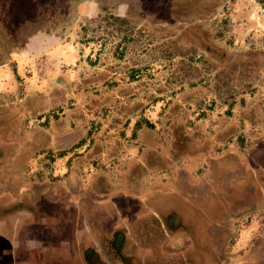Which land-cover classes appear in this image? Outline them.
<instances>
[{
	"label": "rangeland",
	"instance_id": "1",
	"mask_svg": "<svg viewBox=\"0 0 264 264\" xmlns=\"http://www.w3.org/2000/svg\"><path fill=\"white\" fill-rule=\"evenodd\" d=\"M84 1L0 0V205L66 179L97 201L129 196L120 206L132 211L157 193L226 205L238 193L239 214L181 216L188 233L172 239L175 219L145 229L142 257H122L264 264V0H92V18L78 11ZM42 48H61L66 62L50 68ZM155 210L163 224L187 213ZM251 246L256 257H238Z\"/></svg>",
	"mask_w": 264,
	"mask_h": 264
},
{
	"label": "crops",
	"instance_id": "2",
	"mask_svg": "<svg viewBox=\"0 0 264 264\" xmlns=\"http://www.w3.org/2000/svg\"><path fill=\"white\" fill-rule=\"evenodd\" d=\"M78 11L81 17L92 18L97 16L98 6L96 2L87 0L78 4ZM42 49L44 52H40V54L41 56L46 54L44 60L53 66H49L50 68L58 69V66L62 67V63L59 62H66V54L61 48ZM69 59L70 57L67 60ZM74 59L76 58L73 56ZM64 64L67 65V63ZM42 66H46L47 70L48 64H42ZM81 192L74 181L71 183V179H66L61 183H38L34 186H27L24 191L21 189L10 192L14 201L5 207L0 205V210L5 213L4 216H0V243L5 249L3 252L10 256L0 264H127L128 260L122 257L121 250H128L129 257L134 259L142 257L140 243L151 234L150 232L143 233V231L154 228V226L150 227L151 220L147 219L146 222L140 219L143 220L147 215L151 219L150 215L158 211L155 208L170 207L173 204L175 208L180 205L181 209V205H183L186 209L187 213L184 215L176 210V223L173 225L174 228L169 229L168 239L177 235L175 229L180 230L181 234H184L182 231L187 232L185 229L187 224H178L177 218L182 216L186 222H194V218L191 217L195 214L192 205L194 199L185 198L183 200L178 195H175L176 197L173 199L172 196L167 198L157 193L151 197H139L136 200L137 209L131 211L128 209L129 207L125 208L118 203L119 199L131 200L129 196L113 195L109 191L107 200L97 201V199L91 198L87 194L83 195ZM208 196L209 194L205 198L207 199ZM233 196H238V193H233ZM151 198L154 200L152 201ZM141 199L143 200L141 201ZM202 199L205 202L203 197ZM178 200L181 202L179 203ZM151 202H156L159 207L153 206ZM203 207L206 210L207 207L205 208V205ZM225 207L224 204L223 208ZM54 210L55 212H53ZM221 210L219 212L223 213ZM211 212H214L212 214L214 215L218 211L206 212L203 210L202 214L210 215ZM129 213L134 214V220L130 221V218V220L122 221L123 215ZM99 214H106L109 217V223H107L109 231L105 234L102 231L106 228L103 229L102 226L106 223L99 222ZM213 217L215 216L210 215L207 222H210ZM204 221L201 223V229L204 236L205 233L207 234L206 241L211 245L210 225L205 226L208 228L206 230L207 228H203ZM67 224L69 230L66 231L64 226ZM113 235L121 237L120 244L116 240L112 241ZM262 241L264 242V240ZM124 245L126 248H123ZM100 247L109 250L110 253L104 256ZM87 250H91V255H86ZM150 256L154 257L151 254ZM238 257H256V255L251 246L249 251ZM184 259L186 263L191 262L188 257H184ZM202 259L205 264L212 262V259H207L206 262V257Z\"/></svg>",
	"mask_w": 264,
	"mask_h": 264
},
{
	"label": "trees",
	"instance_id": "3",
	"mask_svg": "<svg viewBox=\"0 0 264 264\" xmlns=\"http://www.w3.org/2000/svg\"><path fill=\"white\" fill-rule=\"evenodd\" d=\"M36 22V21H35ZM35 22H34V20H32V21H28V25L31 27V26H33L32 24H35ZM21 35V34H20ZM14 149H19L18 147H14ZM239 180V179H238ZM235 188H239V187H237V185H235ZM240 190L242 191V187L240 186ZM236 192V191H235ZM213 194H215V191H213ZM238 196L239 197H233V200L235 199V201L233 202V203H231V204H228V205H226V203H225V200H224V198H223V196H218V197H216L215 195H213V196H208V200H209V202L206 204V203H203L204 202V200L202 199V197H200V198H197V199H195L194 201H193V213H195L194 214V216L195 215H197V217L196 218H199L200 217V213H203V206L205 205V208L207 207V208H212V209H214V210H216V211H218L219 212V210H221V211H223V213L222 214H224V215H226V214H233V215H236V214H239V212H240V210H241V196L242 195H240V194H238ZM216 200H220L221 202H222V204H220L218 201H216ZM210 204H213V206L212 207H210ZM226 205V207L225 208H223V205ZM236 204H238V209H235L236 207H234ZM229 207H231V208H229ZM206 208V209H207ZM194 218V217H193ZM224 218V217H223ZM210 225V224H209ZM209 231H210V229H209ZM209 234H210V232H209ZM206 233H205V237H206ZM212 259V262L211 263H213L215 260H214V258L212 257L211 258Z\"/></svg>",
	"mask_w": 264,
	"mask_h": 264
},
{
	"label": "flooded vegetation",
	"instance_id": "4",
	"mask_svg": "<svg viewBox=\"0 0 264 264\" xmlns=\"http://www.w3.org/2000/svg\"><path fill=\"white\" fill-rule=\"evenodd\" d=\"M178 195V194H177ZM179 197V196H178ZM127 200V199H126ZM121 202H125V199H119V204L121 203ZM125 208H127V207H125ZM129 209V208H128ZM130 210V209H129ZM132 211V210H131ZM0 216H4L5 215V213L2 211V210H0ZM130 214V213H129ZM127 214H124L123 215V220L122 221H127V220H130V218L131 217H128V216H126ZM133 216V218H134V215H132ZM151 217H152V219H154V221H152V223H151V225H150V227L152 226H158L159 228H164L165 226L166 227H168V228H170V225L173 223V221H174V219H175V215L173 214H169V216H171V217H169V220H167L166 222H164V224H163V222L161 221V217L159 216V214L158 213H153V214H151L150 215ZM105 219H109L107 216H105ZM170 221V222H169ZM172 221V222H171ZM0 232H1V230H0ZM121 240V237L119 236V237H117V236H115L114 237V235H113V238H112V241L113 240H116L117 242H118V240ZM3 251H5V249H4V247L2 246V243H0V259H1V261L0 262H3L6 258H8L10 255L9 254H7V253H5V252H3ZM91 250H87V252H86V255L87 256H89V255H91V252H90ZM89 254V255H88ZM3 259V260H2Z\"/></svg>",
	"mask_w": 264,
	"mask_h": 264
}]
</instances>
